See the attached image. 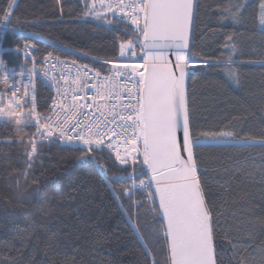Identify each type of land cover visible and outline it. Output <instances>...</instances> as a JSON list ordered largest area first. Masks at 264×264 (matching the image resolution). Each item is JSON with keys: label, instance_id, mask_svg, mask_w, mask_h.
Masks as SVG:
<instances>
[{"label": "trees", "instance_id": "1", "mask_svg": "<svg viewBox=\"0 0 264 264\" xmlns=\"http://www.w3.org/2000/svg\"><path fill=\"white\" fill-rule=\"evenodd\" d=\"M7 2L0 0V8L7 7ZM194 3L189 49L190 62L196 66H190L186 77L193 131L218 130L235 117L236 130L257 141L243 146L209 141L197 150L198 175L217 214L218 261L262 264L264 147L258 141L264 136V31L256 16L259 0H246L241 25L228 18L227 9L232 5L235 10V0ZM86 11L78 0H61L60 4L56 0H16L11 28L18 30L0 33V58L19 68L23 54L3 49L23 48L27 36L38 48L36 55L41 61L37 67L43 55L52 51L61 59L109 68L102 61L117 59L120 42L133 36L130 31L125 35L124 27L93 21ZM226 35H234L236 52L222 48ZM61 45L73 51L64 55ZM229 55L241 78L239 87L227 78L223 65L216 63ZM31 67V63L26 65V69ZM36 88L37 110L47 111L51 93L38 81ZM33 132L31 125L0 120V264H153V260L166 264L162 217L151 211L158 207V200L153 205L147 191L139 187L131 197L121 191L133 183L127 175L131 166L122 173L114 155L105 149L96 154L98 162L106 163L105 174L97 163L78 162V151L46 141L26 176V150L31 149ZM234 162H239L240 171L233 167ZM134 175L137 185L141 180L147 182L140 172ZM33 178H38V185ZM37 186L35 195H18L20 190L33 193ZM114 192H120L121 201L114 199ZM118 203L136 214L132 220L119 210ZM133 221L144 230L145 240L133 231Z\"/></svg>", "mask_w": 264, "mask_h": 264}, {"label": "snow or ice", "instance_id": "2", "mask_svg": "<svg viewBox=\"0 0 264 264\" xmlns=\"http://www.w3.org/2000/svg\"><path fill=\"white\" fill-rule=\"evenodd\" d=\"M13 3L14 0H8L7 7L0 8V12H3L0 15V33L18 30L11 28ZM56 3L60 4L61 0H56ZM245 6L246 0H235V10H232V5L227 9L228 18L234 25L244 23ZM85 8L86 16L103 20L109 26L123 25L125 35L130 31L134 38L120 42L117 59L102 61L104 65H111L107 69L93 70L84 65V70L71 78L70 85L69 77L62 75V87H57L58 82L53 77L51 87L56 88L61 99L52 97L53 103L48 113L37 110V65L41 61L36 55L37 46L26 36L23 48L3 49L22 53L24 57L19 72L8 69L6 61L0 58V83L4 84V88L0 89V106L11 99L17 110L16 113L6 114L4 108L0 107V120L12 123V118L18 114L23 124L35 128V132L31 133V149L26 150L25 175L33 170V162L45 141L49 144L59 142L61 147L78 151V162L97 163L105 174L106 163L98 162L96 154L103 153L107 148L109 155L114 153V163L121 166L122 173H127L129 166L132 168L127 175L133 183L131 187L121 190L123 196L131 197L133 190L139 187L147 191L153 205L158 200V207L151 211L155 216L162 217L160 228L163 230L166 264H219L216 250L217 214L198 175L200 165L197 150L209 141L216 144L236 142L242 146L257 141L250 134L241 135L236 130L233 126L235 117L218 130H202L198 134L193 131L185 79L191 70L189 29L195 14L194 0H92V3L85 0ZM256 16L258 25L264 28V0H259ZM233 40L234 35H226L222 48L229 53L236 52ZM61 47L65 49L64 55L73 51L67 45ZM137 47L143 53L142 63L135 62ZM169 53L174 55V61L167 58ZM52 59L64 63L60 55L54 56L49 51L42 57L43 64H48ZM28 63L32 67L26 69ZM71 63L76 65L75 60ZM216 63L223 65L227 78L239 87L241 78L233 68L235 61L232 56ZM204 64L207 66L208 62L204 61ZM195 66L193 62L192 67ZM102 71L108 74L101 81ZM42 74L44 77L48 75L46 70ZM105 86L107 98L115 96L124 101L118 106L112 105L107 114L101 110L105 105L96 104L97 99L106 100L105 93L101 91ZM92 88L95 95L85 92V89ZM69 90L72 93L71 103H68ZM121 92L126 95L121 97ZM86 109L99 112L100 116L94 117ZM6 139L12 142L11 137ZM258 143L264 147V136ZM115 145H122L123 152ZM233 167L241 170L239 162H234ZM136 172L145 175L147 182L141 180L137 185ZM33 183L38 185V178H33ZM17 187L19 189V184ZM38 191L37 186L33 193L20 190L18 195L27 198ZM114 199L121 201L120 192H114ZM133 205L139 208L138 202L133 201ZM118 208L130 220L136 215L128 213L122 203H118ZM132 229L142 241L146 239L138 222L133 221ZM148 255H152L150 249ZM153 264H156L155 260Z\"/></svg>", "mask_w": 264, "mask_h": 264}, {"label": "built area", "instance_id": "3", "mask_svg": "<svg viewBox=\"0 0 264 264\" xmlns=\"http://www.w3.org/2000/svg\"><path fill=\"white\" fill-rule=\"evenodd\" d=\"M78 1H80L83 4H85V0H78ZM87 3H92V0H87ZM97 9H99V4L98 3H97ZM86 17L92 19L95 22H100V23H102L104 25H107L108 27H124L123 25H111V26H109L103 20L97 21L92 16H86ZM108 18L111 19V16H108ZM136 50H140V48L137 47ZM61 60L64 61V63H58L55 59H52V60H50L48 62V64L45 65V64H43V61H42V64L37 67V69L39 70L38 73H37V81L39 83H41L51 93L49 107L53 103V100H52L53 96H55L57 98V100L61 99V96L57 94L56 88L51 87V82H52V78L53 77H55L56 82H58L57 83V87H62V86H64V81L61 79V76L62 75L68 76L69 77V85H70L71 84V78H74L78 74V72L83 71L84 70L83 69L84 65H88V67L90 69H93V70H100V69L95 68L94 66H92L91 64L86 63V62H81V61L75 60L76 61V65H72L71 61H73V60H68V59H61ZM135 62L136 63H142V58L140 60L135 61ZM52 65H56V67L53 68ZM41 66H42V68H41ZM109 66L111 67L110 64H109ZM7 68L11 69V70H15L16 72L20 71V67L19 68L10 67V66H8V63H7ZM45 70L48 73L47 77H44L43 74H42V72L45 71ZM107 74H108L107 72H103L102 71L101 78H100L101 81L103 80L104 76H106ZM90 75H91V73H90ZM16 78L19 79V77H16ZM121 80H123V78H121ZM89 83H93V81H90ZM129 86H130V84H129ZM3 88H4V84L0 83V89H3ZM101 91L103 93H105L106 100L101 101V100L97 99L96 104L97 105H105L101 109L105 114H107L111 110L112 105H117L118 106L121 102H124L122 100L116 99L115 96H113L112 98H107V87L106 86L102 87ZM85 92L88 93L89 95H95V89L94 88L85 89ZM80 94L83 95L84 93H80ZM71 95H72V93L69 90L68 103H71ZM125 95H126V93L121 92V97H123ZM81 102H84V101H81ZM87 102L91 103L92 101H87ZM94 107H95V105H94ZM117 110L118 111L120 110L119 107H117ZM85 111L89 112V113H92L94 115V117H99L100 116L99 112H93V110H90V109H86ZM41 113H48V110L47 111H43ZM100 118L103 119V117H100ZM105 143H107V141ZM115 146L116 147H120L121 151L123 152V146L122 145H115ZM105 149H107V148H105ZM112 155H114V153Z\"/></svg>", "mask_w": 264, "mask_h": 264}, {"label": "clouds", "instance_id": "4", "mask_svg": "<svg viewBox=\"0 0 264 264\" xmlns=\"http://www.w3.org/2000/svg\"><path fill=\"white\" fill-rule=\"evenodd\" d=\"M0 107H3L6 114L9 112L16 113L15 106L13 104V101L11 99H8L4 102V104ZM12 123L19 125L22 123L21 117L18 114H15L14 117L11 120Z\"/></svg>", "mask_w": 264, "mask_h": 264}, {"label": "rangeland", "instance_id": "5", "mask_svg": "<svg viewBox=\"0 0 264 264\" xmlns=\"http://www.w3.org/2000/svg\"><path fill=\"white\" fill-rule=\"evenodd\" d=\"M15 2H16V0H14L13 6H14ZM259 28H260V30H263L264 31V28H261L260 26H259ZM136 51H137V54L138 55L135 58V61L140 60L142 58V56H143V53L141 52V50H136ZM129 55H131V53H129ZM192 64L193 63L190 62V66H192Z\"/></svg>", "mask_w": 264, "mask_h": 264}, {"label": "water", "instance_id": "6", "mask_svg": "<svg viewBox=\"0 0 264 264\" xmlns=\"http://www.w3.org/2000/svg\"><path fill=\"white\" fill-rule=\"evenodd\" d=\"M191 28H192V24H191L190 29H189V43H190V39H191ZM167 58H169V59H171L173 61L175 60L174 55H171V53H169V56ZM185 88H186V79H185ZM185 158H186V156H185Z\"/></svg>", "mask_w": 264, "mask_h": 264}]
</instances>
